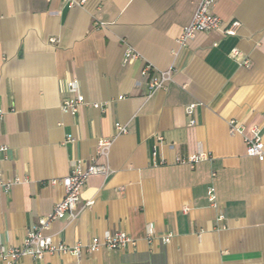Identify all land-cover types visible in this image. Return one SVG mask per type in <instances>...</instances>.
Here are the masks:
<instances>
[{"label": "crops", "instance_id": "0c3cea01", "mask_svg": "<svg viewBox=\"0 0 264 264\" xmlns=\"http://www.w3.org/2000/svg\"><path fill=\"white\" fill-rule=\"evenodd\" d=\"M79 1L67 8L60 0H0V183L22 182L8 192L0 186V248L21 245L63 197L49 181L91 159L118 123L127 133L108 151L110 175L88 179L76 217L43 234L72 246L119 231L135 246L15 264H264V163L246 156L227 124L237 121L245 135L261 128L264 144V0H217L212 13L223 28L238 22L236 34L197 33L183 48L176 41L200 0ZM124 43L141 59L123 64ZM146 64L173 69L150 98L140 77ZM77 93L87 104L62 113ZM193 104L190 126L185 109ZM153 150L164 165L150 164ZM198 151L210 160L173 163Z\"/></svg>", "mask_w": 264, "mask_h": 264}, {"label": "built area", "instance_id": "2783aa9c", "mask_svg": "<svg viewBox=\"0 0 264 264\" xmlns=\"http://www.w3.org/2000/svg\"><path fill=\"white\" fill-rule=\"evenodd\" d=\"M217 0H200L192 19L187 27L182 30L180 37L177 39L179 48L186 46L189 40H191L195 34L216 31L223 36H233L236 34V30L240 26L238 22H231L226 28H223L222 21L219 17L212 13V10ZM60 2L67 8L81 7L83 1L79 0H60ZM52 41V40H51ZM233 56H239L238 51H232ZM140 54L136 52L131 46L124 43V52L122 63L129 64L134 61L140 60ZM241 65L248 67L249 60H243ZM140 77L144 80L148 94L147 98H150L156 91L164 90L166 86L171 82L173 77V69H167L165 71H157L152 69L148 64L144 65L140 71ZM75 83H68V90L70 93L76 91ZM87 104L85 97L77 93L74 96L65 98L61 104V112L64 114L75 115L77 111ZM95 109L104 110V105L93 104ZM196 105H189L186 107V116L189 118V125L195 124L193 120V110ZM5 112L0 109V120L3 119ZM264 118V115H263ZM228 132L230 135H239L242 138L245 147L246 156L256 159L260 163H264V144L262 142V129L259 127H251L249 134L245 135V127L237 121L231 120L228 123ZM114 137L111 139H100L97 142L96 153L87 162H76L70 167V172L63 179H53L50 182L51 185H59L63 188V197L57 202L50 212L39 217L35 225L28 231L26 237L23 239L19 247L6 249L0 248V262L1 264H15L23 257H31L34 260H40L47 254H63L78 257L83 253H98L102 249L107 251H114L125 249L126 247H134L135 241L130 238L124 232H104L102 236L93 237L88 243L77 242L72 246L64 244H54L52 237L45 236L44 231L50 229L52 222L60 219H72L76 217L77 205L80 200L83 188L86 182L91 177L99 176L103 179L107 178L111 171L106 164V159L112 146V143L116 137L127 133L125 126L118 123L114 124ZM156 141L162 142V137L157 136ZM210 155L202 151H198L196 154L188 156H175L174 162L178 165H187L193 168L197 163L201 161L210 160ZM150 164L154 167L162 166L165 161L157 158V152L152 151L150 157ZM213 176V174H212ZM22 183L19 179L14 181L0 183V186L5 192H8L11 186ZM207 200L210 206H217L216 192L213 185H209L206 190ZM92 204L91 201L86 203V207ZM225 215L220 213L217 215L216 221L223 222ZM224 229V226L221 227ZM171 235H168L163 239L164 243H169ZM151 237H148V241H151Z\"/></svg>", "mask_w": 264, "mask_h": 264}]
</instances>
